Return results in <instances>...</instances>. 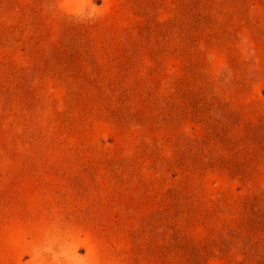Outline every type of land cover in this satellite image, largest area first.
Returning <instances> with one entry per match:
<instances>
[{
	"label": "rangeland",
	"instance_id": "374dc122",
	"mask_svg": "<svg viewBox=\"0 0 264 264\" xmlns=\"http://www.w3.org/2000/svg\"><path fill=\"white\" fill-rule=\"evenodd\" d=\"M0 264H264V0H0Z\"/></svg>",
	"mask_w": 264,
	"mask_h": 264
}]
</instances>
